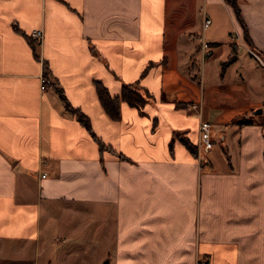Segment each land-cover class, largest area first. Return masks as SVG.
<instances>
[{
    "label": "crops",
    "instance_id": "1",
    "mask_svg": "<svg viewBox=\"0 0 264 264\" xmlns=\"http://www.w3.org/2000/svg\"><path fill=\"white\" fill-rule=\"evenodd\" d=\"M236 4L251 47L227 0H0V264H264V62L251 53L264 51V0ZM195 15L210 18L200 36ZM193 36L222 44L246 104L205 107ZM168 47L185 83L165 74ZM134 82L146 101L111 117L97 84L115 96ZM201 118L228 127L225 164L185 146Z\"/></svg>",
    "mask_w": 264,
    "mask_h": 264
},
{
    "label": "rangeland",
    "instance_id": "2",
    "mask_svg": "<svg viewBox=\"0 0 264 264\" xmlns=\"http://www.w3.org/2000/svg\"><path fill=\"white\" fill-rule=\"evenodd\" d=\"M171 5V4H170ZM174 8L172 6H170V8L168 9L169 12L173 11ZM187 11V12H191L192 10L189 8H181L180 11ZM196 12V9H195ZM191 15V13H190ZM197 15V14H196ZM195 15V17H196ZM202 15L197 16L195 18L194 21V29L196 31V33L200 36L201 34V27H202ZM188 20H193V18H189L186 17ZM237 19V18H236ZM238 21V19H237ZM187 25V24H185ZM232 34L233 36H235L236 34V30H232ZM197 36H193L192 39H188L185 41V38L182 39L183 41V45L185 47V49L187 51L190 50V54L192 56V61H195V66H194V73L191 76V82L193 83V89L195 88L196 91H199L200 89L203 88V98H204V102H205V107L206 106H220V107H224V108H228L230 106H241V104H246L245 103V98L242 97L244 94L243 91L245 90L243 86L241 85H236L237 81H235L234 77H235V72L237 70V64L232 62L229 64H224L223 67L222 66V61L226 59V55H219V51L223 48L221 45L222 44H217V45H211L210 47L208 46L207 50H209L211 52L210 55L206 56L204 60H202V50L200 48L201 46V42L202 40H200V37ZM187 39V38H186ZM170 42V41H168ZM198 49L195 51V49ZM196 47V48H195ZM241 51L244 50L243 48L240 49ZM213 51V52H212ZM259 56L262 58L263 62H264V57H262V55L260 53H258ZM168 55L170 58L169 61V70L170 71H166L167 73H165L168 77L175 78L177 81H181L185 83V80L183 79L182 76L180 75H185L184 74V70H182L181 66L179 67V62L177 65V68L180 72V74H178L179 72L174 71V64H175V60L176 57H174V55H172V47H168ZM221 57V58H220ZM256 58V57H255ZM221 59V60H220ZM258 60V59H257ZM259 61V60H258ZM262 69H263V73H264V66L261 64V62L259 61ZM183 65V64H182ZM211 70H213V76H211L209 72H211ZM208 73V75H207ZM217 76H214L216 75ZM222 76V80H221V76ZM206 76V77H205ZM222 81L219 84V81ZM180 84L179 88H182V85L184 84ZM238 84H241V81L238 82ZM191 87V86H190ZM177 88V89H179ZM192 89V90H193ZM237 92V93H235ZM193 101L189 102L190 104ZM197 102V101H194ZM198 103V102H197ZM182 104V103H180ZM185 104H183L184 106ZM199 107V106H198ZM258 107H255L253 109V111L255 109H257ZM208 121H210L209 119H207ZM215 119L213 118V121ZM236 120V119H235ZM235 120L233 119L232 121L235 122ZM213 121L211 120L210 122L213 123ZM214 131H217V137H215L216 143L213 145V147L210 149V151L207 153V155H210L208 157L211 158V160L213 161L214 166H218V164H225L226 160H227V156L224 153L223 147L224 145H226L225 143H222L223 140L221 138V136L224 134V132H226L228 130V127H226L224 124L220 125L217 121H214ZM218 141V142H217ZM220 142V143H219ZM196 156H198V148L196 145ZM100 263L98 264H102V262L105 260L104 259H99Z\"/></svg>",
    "mask_w": 264,
    "mask_h": 264
},
{
    "label": "trees",
    "instance_id": "3",
    "mask_svg": "<svg viewBox=\"0 0 264 264\" xmlns=\"http://www.w3.org/2000/svg\"><path fill=\"white\" fill-rule=\"evenodd\" d=\"M233 7L234 12L236 14V17L240 23V25L243 28V38L244 41L248 44V46L251 47V42H250V38L248 36L247 33V28L246 25L240 15V9L238 7V5L236 4V0H227ZM32 43V42H31ZM33 46L35 47L36 44L32 43ZM35 50V48H34ZM260 54H264V51H258ZM36 56H39L37 53H35ZM234 57V54H231L228 61L232 60ZM153 63H149L146 68L142 71V74H145L148 67L152 66ZM225 63H222V67L224 66ZM43 73L45 75H50L45 62L43 61ZM54 83V82H53ZM137 82L134 83H126L122 85V89H121V93L120 95H115L112 96L109 94V92L107 91V89L102 86L101 84H97V91H98V96L99 99L104 107V109L106 110V112L113 118H117L119 115V102L120 100H126L129 104L131 105H142L145 101V95H143L137 87ZM60 91V90H59ZM146 94V93H145ZM60 97L63 99L65 106L67 109H69L71 112L74 113V115L76 116V118L88 129L91 130L90 128V123L88 120V117L78 108L72 107L70 106V104L68 103V101L66 100L65 96L63 95V93L60 91ZM181 106H183L182 104H180ZM236 123L239 124H244V123H250L249 119L246 118H241V119H237L235 120ZM185 146L191 151V153L196 155V146H194L192 143H190V141H188L187 139H182ZM104 148V144H102L100 142V149ZM225 155L228 158V154L227 152H225Z\"/></svg>",
    "mask_w": 264,
    "mask_h": 264
},
{
    "label": "built area",
    "instance_id": "4",
    "mask_svg": "<svg viewBox=\"0 0 264 264\" xmlns=\"http://www.w3.org/2000/svg\"><path fill=\"white\" fill-rule=\"evenodd\" d=\"M210 24V18L208 16L203 17L202 21V27L206 28ZM43 37V32L40 28L33 29L28 34V39L30 42L38 45L41 42V39ZM208 43L206 41L201 42V50H202V58H205L206 56L210 55V51L207 50ZM251 53L258 59H260L259 55H257L254 51H251ZM264 65V64H263ZM54 82V79L51 75H45L43 73L40 74V90L47 89L48 86L52 85ZM192 108L197 109L198 106L194 103L190 105ZM197 116H200V113H197ZM213 133V124L204 119L201 118L198 121V142H197V148H198V159L201 161L205 157V153L209 151L213 145L216 143V140L212 137ZM218 142V141H217ZM197 264H203V263H197Z\"/></svg>",
    "mask_w": 264,
    "mask_h": 264
},
{
    "label": "water",
    "instance_id": "5",
    "mask_svg": "<svg viewBox=\"0 0 264 264\" xmlns=\"http://www.w3.org/2000/svg\"><path fill=\"white\" fill-rule=\"evenodd\" d=\"M261 111V108H257L254 110V112H260ZM106 261H103L102 264H105Z\"/></svg>",
    "mask_w": 264,
    "mask_h": 264
}]
</instances>
